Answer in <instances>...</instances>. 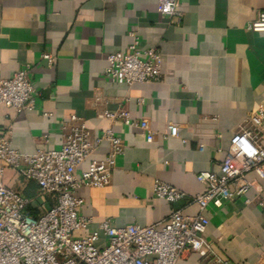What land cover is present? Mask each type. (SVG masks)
Segmentation results:
<instances>
[{"label":"crops","instance_id":"1","mask_svg":"<svg viewBox=\"0 0 264 264\" xmlns=\"http://www.w3.org/2000/svg\"><path fill=\"white\" fill-rule=\"evenodd\" d=\"M177 4L183 13L178 26L157 12V0H0V79L29 64L36 91L33 110L17 113L0 104V130L10 131L14 149H58L60 122L70 115L92 135H100L108 125L105 110H125L132 121H145L157 133L147 142L139 127L112 123L123 152L115 159L109 184L75 190L83 200L79 213L90 219L78 235L96 232L98 246L104 241L99 224L106 219L117 227L147 226L163 221L172 210L198 214L191 202L204 190L197 173L219 174L238 126L253 109L264 110V32L246 29L264 10V0ZM130 30L141 48L160 53L159 81L128 86L104 77L106 55L127 49ZM43 52L55 56L54 66L46 65ZM171 127L178 129V137L162 138ZM107 151L104 142L91 158L103 159ZM4 173V184L33 198L36 212L51 206L52 199L39 197L34 182L11 170ZM155 180L185 196L173 203L155 197ZM258 182V198L264 199V178ZM255 198L248 190L203 211L208 219L204 237L229 264H264V207ZM245 199L255 202L245 204ZM177 264L216 263L188 251Z\"/></svg>","mask_w":264,"mask_h":264},{"label":"built area","instance_id":"2","mask_svg":"<svg viewBox=\"0 0 264 264\" xmlns=\"http://www.w3.org/2000/svg\"><path fill=\"white\" fill-rule=\"evenodd\" d=\"M157 12L170 23L180 25L183 13L177 0H157ZM246 29L264 32V10L257 13ZM128 34L131 42L125 51L106 55L104 77L128 86L159 81L160 53L154 47L141 48L135 31ZM41 57L48 67L56 63L55 56L48 52ZM30 71L31 66L26 64L10 78L0 79V104L17 113L34 109L36 91ZM103 117L108 125L94 136L77 116L70 115L67 121L60 122V147L33 153L14 149L10 131L0 130V264H177L188 251L212 257L216 264H229L204 237L208 219L203 211L208 205L220 207L231 202L248 190L254 191L257 205L264 207V199L258 198L262 191L258 180L264 178V110L253 109L238 126L220 163L219 174L197 173L196 180L204 190L194 194L191 202L197 206L198 214L184 215L178 209L172 210L163 221L147 226L131 223L117 227L106 219L99 224L104 241L98 246L96 232L78 235L87 228L90 219L79 213L83 200L75 195V190L109 184L115 159L123 152L121 138L113 131L112 123L139 127L147 142L157 135L145 121H132L125 110H105ZM161 136L178 137V129L171 127ZM104 142L108 151L103 159H92ZM198 148L202 150L203 146ZM85 161L86 170L76 175ZM6 169L24 181L34 182L39 197L52 199L51 206L33 213L35 200L4 184ZM248 173L254 177L248 178ZM153 193L169 203L185 196L159 180L153 182ZM255 201L244 200L245 204Z\"/></svg>","mask_w":264,"mask_h":264},{"label":"rangeland","instance_id":"3","mask_svg":"<svg viewBox=\"0 0 264 264\" xmlns=\"http://www.w3.org/2000/svg\"><path fill=\"white\" fill-rule=\"evenodd\" d=\"M6 170H10V169H6ZM12 171V170H11ZM5 172V171H4ZM10 174V173H9ZM4 175H5V173H4ZM7 175V174H6Z\"/></svg>","mask_w":264,"mask_h":264},{"label":"trees","instance_id":"4","mask_svg":"<svg viewBox=\"0 0 264 264\" xmlns=\"http://www.w3.org/2000/svg\"><path fill=\"white\" fill-rule=\"evenodd\" d=\"M33 213H35V214H36V211H34Z\"/></svg>","mask_w":264,"mask_h":264}]
</instances>
